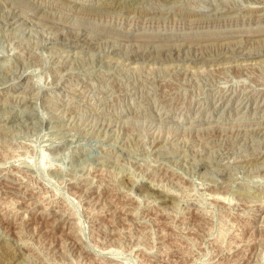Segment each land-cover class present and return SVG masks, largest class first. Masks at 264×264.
I'll return each instance as SVG.
<instances>
[{"label":"rangeland","instance_id":"obj_1","mask_svg":"<svg viewBox=\"0 0 264 264\" xmlns=\"http://www.w3.org/2000/svg\"><path fill=\"white\" fill-rule=\"evenodd\" d=\"M0 264H264V0H0Z\"/></svg>","mask_w":264,"mask_h":264}]
</instances>
